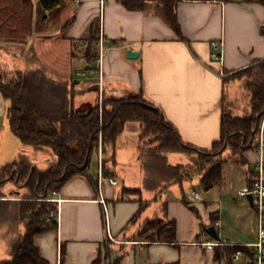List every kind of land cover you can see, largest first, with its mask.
Returning a JSON list of instances; mask_svg holds the SVG:
<instances>
[{
    "label": "crops",
    "instance_id": "0c3cea01",
    "mask_svg": "<svg viewBox=\"0 0 264 264\" xmlns=\"http://www.w3.org/2000/svg\"><path fill=\"white\" fill-rule=\"evenodd\" d=\"M64 1L62 22L66 23L74 18L73 23L65 31L50 28L43 34L34 33L22 44L0 40V67L8 70L40 68L56 80L73 81L78 92L76 106L85 111L100 103L101 98L143 95L163 112L185 142L200 148H209L219 140L223 108L226 107L236 116L250 112V96L244 90L243 83L235 81L224 85L222 77L225 72L233 73L248 67L257 59H264V4L245 3L243 0H177V17L182 33L180 37L165 19L162 7L156 0H148L144 9L135 10L128 9L119 0ZM91 23L98 26L108 48L101 87L95 61L90 62L85 54L88 46L85 38ZM213 40L223 42L222 61L211 58ZM44 42L51 43L47 44L49 47L46 46V51L51 54L42 52L39 56L40 48L36 45H44ZM76 47L79 53L74 51ZM129 50L138 52V55L129 57ZM19 61L21 64L18 65ZM75 72L82 79L75 80ZM3 98L0 92V103H3ZM6 109L5 107L4 112ZM2 110L3 106L0 107V112ZM140 127L139 123L128 122L117 139L116 147L119 150L123 148V139L132 140L133 148L129 158L135 165L128 167L129 170L133 169L131 175L122 174L121 163L117 164L116 169L114 164L110 166L113 176L122 183L121 190H116L108 182L100 190L98 173L94 176L88 172L90 178L75 177L56 195L55 198L61 199L56 215L57 228L35 236V244L50 264H59L62 246L66 249L64 264H92L99 256L107 238L101 197L108 204L112 235L117 238L125 233L129 221L139 209V202L137 195L126 197L123 194L124 187L137 188L143 184L139 159ZM17 152L18 149H15L11 153L12 160L16 158L13 162L19 158ZM243 156L245 165L238 163L226 151L222 180L210 190L203 187L209 198L218 194L222 200L218 199L215 203H195L188 201L184 193L177 200H166L167 193L174 187H180L184 192L183 186L173 185L163 193L159 201L153 202L141 214L139 222L132 225V234L141 224L149 222L144 219L154 207L159 210L156 219L174 220L176 223L177 245L167 242L135 243L141 250L147 251V264H164L177 260L183 264L185 260L182 246L189 242L200 246L196 242L203 239V227L213 225L211 218L214 213H217V220L222 224L217 229L221 240L240 245L256 242L257 217L255 222L245 218L244 211L248 208L238 200H249L240 197L238 191L250 186L255 172L254 164L260 155L258 150L247 149ZM169 161L177 164L188 160L183 154L171 153ZM91 179L97 181V186ZM11 187L13 183L10 186L12 190ZM196 194H199V198ZM233 194L237 197L234 199L233 211L238 216L240 227L232 233L228 225H225L226 212L223 211L222 204L223 200ZM142 197L151 200L154 194L143 190ZM195 197L202 199L198 191L195 192ZM190 206L196 208L197 212ZM250 206L256 216L253 206ZM195 223L200 224L199 232L195 230ZM134 247L136 246H132ZM202 250L204 253L201 254L199 264H203L204 259L206 264H220L215 260L214 250L203 247ZM125 264L135 263L131 259L126 260Z\"/></svg>",
    "mask_w": 264,
    "mask_h": 264
},
{
    "label": "trees",
    "instance_id": "16d2710c",
    "mask_svg": "<svg viewBox=\"0 0 264 264\" xmlns=\"http://www.w3.org/2000/svg\"><path fill=\"white\" fill-rule=\"evenodd\" d=\"M130 10L144 9L148 0H119ZM160 3L167 22L182 37L177 17V0H156ZM245 3H262L264 0H243ZM64 0H0V40L25 43L34 33L43 34L50 28L65 31L74 21L62 22ZM100 32L91 23L86 56L95 61L98 53L92 52L97 45ZM223 83L241 81L250 96V112L236 116L223 108L220 138L209 148H200L185 142L176 127L163 112L143 95L123 98H105L92 106L87 115L75 103L77 91L73 82L54 79L44 69L8 70L0 67V92L9 101L8 117L11 131L25 146L35 150L49 148L56 158L48 167L39 168L26 154H20L12 163L0 168V230L8 228L6 234L13 235L9 241L10 257L0 264H50L35 244V236L57 228L55 222L58 193L70 180L78 176L89 177V168L94 153H98L102 136L106 160H114L118 137L128 122L140 124L139 159L143 172L142 187H124V193L138 196L139 209L128 226L137 223L141 214L173 185L193 179L210 190L223 177L224 154L229 151L238 163L245 165L243 153L247 149L258 150L261 125L264 118V59H257L248 67L233 73L223 74ZM180 153L187 157L186 163L173 164L169 154ZM113 175V169H105ZM253 177L255 172H253ZM253 180V179H252ZM97 186V181L91 179ZM7 182L22 184L18 198H6L2 187ZM252 185V181L250 186ZM143 190L154 194L153 199L142 197ZM193 211L197 209L190 206ZM167 211V204H165ZM51 217V220H47ZM218 219L217 213L211 224ZM127 226V227H128ZM207 226L203 227L205 230ZM135 238L147 243H176L174 220L154 219L142 228ZM137 239V240H138ZM136 240V239H135ZM239 250L251 254L244 245H217L215 260L226 259L232 264V256ZM111 254L108 253L107 257ZM66 259V249L61 247V264ZM124 256L114 258L109 264H123ZM101 252L92 264H102ZM164 264H181L180 260Z\"/></svg>",
    "mask_w": 264,
    "mask_h": 264
},
{
    "label": "rangeland",
    "instance_id": "374dc122",
    "mask_svg": "<svg viewBox=\"0 0 264 264\" xmlns=\"http://www.w3.org/2000/svg\"><path fill=\"white\" fill-rule=\"evenodd\" d=\"M1 41L5 42L3 40H1ZM50 42H44V45L43 44H41V45L37 44L36 45L38 47V49L40 48L39 56L42 52L48 53L46 51L48 49L47 47H49V46H47V44L51 45ZM97 48H98L97 45H95L92 48V52H93V54L96 52L99 55V49H97ZM65 49L66 48L64 47V52H65ZM74 51L76 53H79L78 47H76V49H74ZM48 54H51V53H48ZM85 54H87L86 49H85ZM19 64H21V61H19L18 65ZM91 71L92 70H87V72H91ZM74 75H75V77H74L75 80L82 79L81 76L76 75V72ZM70 82H73V81H70ZM74 85H75V83H74ZM101 92H102V90H100V93ZM102 99H105V98H102ZM3 100H4L3 103H0V107L3 106V110L0 112V168L6 164L12 163L13 160L16 159V158H13V160H12V158H11V153H13L15 151V149L16 150L18 149V152H17L18 157L20 154H26L30 157L32 162H34L39 168H41V169L47 168L49 161H51V160L53 161L56 158L55 154L49 148H45L42 150H35L34 147L25 146L21 143L19 138L17 136H15L14 133L10 129V125H9V121H8V115H7L8 108H9V101H7L4 98H3ZM5 107L7 109L4 112ZM263 125H264V118L262 121L261 129H262ZM260 137H261V134H260ZM123 140L124 141L121 144V146L123 148H121L119 150V148L117 149V147H116V149H115V154H117L118 151H119V153L114 158V160H110V161L106 160L107 153H106L105 147H104L103 150H104V156H105L104 157L105 169L108 170L109 168H112L110 166H112L113 164H114V169H116L117 164L121 163V165L123 167L122 169L124 171V173H123V171L121 169L122 174L125 175V173H128L131 175V174H133V171H132L133 169L130 168V170L132 171V172H130L128 167L129 166H132V167L135 166L131 162L132 160L129 158L131 155V150L133 148L132 147L133 142H131L132 140L130 138H127L126 140L123 139ZM100 142H102L103 146H104V142H103L102 138H99V146H100ZM129 148H131V149H129ZM98 151H99V149H98ZM116 151H117V153H116ZM225 157H227V155H225ZM117 161H118V163H116ZM98 163H99L98 153H94L92 156V160H91L90 168H89V172L94 176H97V173H98ZM115 163H116V165H115ZM116 173L119 174V172L117 170H116ZM105 176L109 177L112 175H110V174L106 175V173H105ZM132 178H135V177H132ZM11 183H13V187H11V188H13L12 190L10 189ZM113 187L116 190H119V189L121 190L123 186H122V183H120L118 186H113ZM183 187H184L183 188L184 192L181 190L180 187H174V189H170L171 191H169L167 193L165 199L170 200V201H174V200H177V198L184 193L185 197L188 201L195 202V203H201V202H205V201H208L209 203H213L214 201H217L218 199L222 200V197L218 194L211 195L209 198V196L206 195L205 190L203 189V186L200 184V182H198L197 178L192 182H186L183 185ZM21 188H22V184H16L15 182H7L5 184V186L2 187V189L6 193L5 194L6 198H11V199L18 198L19 193L23 192L21 190ZM196 191L201 193L202 199H196V197H195ZM123 194H125L126 197H129V195H134L132 193L131 194L124 193V191H123ZM162 197H163V195H162ZM235 198H237V197H236V195L233 194V196L231 195V196L227 197L225 200H223L224 203L222 204L223 211L226 212L225 225H228V227H229L228 229L232 233L235 232L240 227V224H238V222H239L238 216L233 211L234 210L233 206L235 205L234 204ZM238 201H240V202L242 201L248 208L247 210L244 211L245 218H248L252 222H255L256 216L253 214V210H252V207L250 206L249 202L245 201V199L244 200H238ZM229 203H231L230 207H228ZM156 208L157 207L152 208L150 213H148L147 216L145 217L146 219H144V221H151L152 219H156L159 216V210ZM138 222H139V219H138L137 223ZM136 224H134V225H136ZM146 224H147V222H145V224H141L139 229L134 234H132L130 231L133 227L128 226L126 228V230L124 231L125 233L120 234V236H118L117 238L115 236H113V238H112L111 236L107 235V238L103 242L101 250H100L101 255H102V260H104L102 262V264H109L110 262H112L114 260V258H116L118 256H124L123 264H125L126 260L130 261L131 259H132L133 263H135V264H147L146 263V261L148 259L147 258V255H148L147 251H145V250L143 251L140 249V247L135 245V243H137V242L145 241L144 238L138 239V238H135V236L138 235V233L142 230V228H144V226ZM7 230H8V228H5V229L3 228L0 230V260L7 259L10 257L8 245H9V241L13 238V235L6 234ZM195 230H196V232L200 231V224L199 223H195ZM132 246H136V247L132 248ZM182 249L184 252L183 257L185 260V262L183 264H189V263L190 264H196V263L199 264L200 260L202 259V255L204 253L201 246L192 245L189 242L188 244H185L184 246H182ZM108 253L111 254L109 257H107ZM186 261H187V263H186ZM203 264H206L205 259H204Z\"/></svg>",
    "mask_w": 264,
    "mask_h": 264
},
{
    "label": "built area",
    "instance_id": "2783aa9c",
    "mask_svg": "<svg viewBox=\"0 0 264 264\" xmlns=\"http://www.w3.org/2000/svg\"><path fill=\"white\" fill-rule=\"evenodd\" d=\"M106 39L101 34L99 40L97 42V46L99 47V55L95 60V66L100 73V87L102 86L103 81V68L105 62V54L107 52V47L105 45ZM212 52L211 58L216 61L223 60V42L218 40H213L211 42ZM103 99H100V106L102 108ZM264 125L261 129V137H260V144L258 147L259 152V159L254 164V171L255 176L252 180V185L249 187L242 188L238 191V195L240 197H244L248 199V195L252 194L253 196V208L256 213L257 217V229H258V237L256 242L252 244H245L244 246L248 247L251 251V254H246L244 251L239 250L232 256V264H264ZM102 138V136L100 137ZM98 151V184L99 189H102V186L105 183H109L110 185L116 186L120 183L119 179L116 176H105V164H104V146L103 143L100 142ZM57 195L58 193L55 192ZM196 197L199 198V194H196ZM54 201L60 202L61 199L53 198ZM100 202L103 204L104 209V216H105V228L107 235L113 238L111 233V226H110V214L108 204L105 198L101 197ZM47 220H51V217H48ZM217 229L222 226L220 220H216L213 224ZM203 239L196 242V244L202 246L207 250H214L217 245H239L237 243H227L223 240L217 241L215 240L208 232L207 229L203 230L202 232ZM220 264H228L226 259H222ZM59 264H61V258L59 260Z\"/></svg>",
    "mask_w": 264,
    "mask_h": 264
},
{
    "label": "water",
    "instance_id": "95a60500",
    "mask_svg": "<svg viewBox=\"0 0 264 264\" xmlns=\"http://www.w3.org/2000/svg\"><path fill=\"white\" fill-rule=\"evenodd\" d=\"M138 55V52L134 51V50H129L128 52V56L129 57H136ZM90 110H86L85 112H79L78 114H81V115H87L89 113ZM8 117L10 115V108H8V113H7ZM248 200L250 202V204L253 206V196L252 194H249L248 195ZM55 222L57 223L58 220L55 219ZM207 232L217 241H221V237L218 233V230L217 228L214 226V225H210L208 226L207 228Z\"/></svg>",
    "mask_w": 264,
    "mask_h": 264
}]
</instances>
